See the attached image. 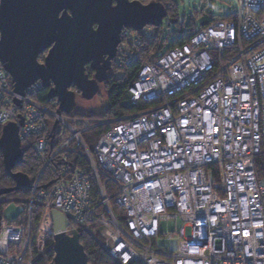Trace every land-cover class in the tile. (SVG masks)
Returning <instances> with one entry per match:
<instances>
[{"label": "built area", "instance_id": "2783aa9c", "mask_svg": "<svg viewBox=\"0 0 264 264\" xmlns=\"http://www.w3.org/2000/svg\"><path fill=\"white\" fill-rule=\"evenodd\" d=\"M157 36L151 26L123 30L118 65L143 60ZM160 52L126 93L128 105L146 108L117 120L58 115L57 101H37L40 81L18 96L0 63L1 130L15 124L22 150L42 165L27 222H1L0 264H33L36 238L53 236V211L69 232L97 227L121 264H264V0H237L231 16ZM106 126L88 148L84 135ZM78 152L98 201L90 177L69 161ZM171 221L182 225L162 234L160 223Z\"/></svg>", "mask_w": 264, "mask_h": 264}, {"label": "water", "instance_id": "95a60500", "mask_svg": "<svg viewBox=\"0 0 264 264\" xmlns=\"http://www.w3.org/2000/svg\"><path fill=\"white\" fill-rule=\"evenodd\" d=\"M167 17L160 2L143 5L119 0L113 8L106 6V0H0V63L16 95L24 96L26 89L40 81L48 90V100L57 101V114L70 116L76 109V93L71 89L86 101L97 96L121 43L122 30L159 28ZM89 63L95 72L93 80L85 74ZM15 103L20 104L18 100ZM57 125L52 126L51 139ZM0 152L4 172L14 182L13 187L0 189V200L22 189L30 190L33 181L22 172H14L24 163L15 124L2 128ZM51 219L54 259L50 264H89L77 231L68 233V219L56 211ZM1 222L0 211V227Z\"/></svg>", "mask_w": 264, "mask_h": 264}, {"label": "trees", "instance_id": "16d2710c", "mask_svg": "<svg viewBox=\"0 0 264 264\" xmlns=\"http://www.w3.org/2000/svg\"><path fill=\"white\" fill-rule=\"evenodd\" d=\"M156 2H160L165 6L166 12L168 14L167 19H170V22L174 24H178L176 8L175 6L171 7L168 4V2H171V0H156ZM159 28L157 29L158 30L157 38L151 43L144 44L143 51L141 53L143 60L133 61L128 66H119L117 64L116 68L122 69L125 73L124 79L122 81L112 80L108 83L107 85L108 107L106 108L105 114L102 117H99L98 119H104L108 116V117L113 118L114 120H117L127 115L143 111L146 108L145 106L133 107V106L128 105L126 93L128 89L131 87L132 83L135 81L136 75L140 71L141 65L144 62V60L149 61V58H150L149 55L151 53L157 54L158 52L162 51V49L164 48V45H165L164 42H163V46L160 47L159 45V41L161 37V30H159ZM195 32L196 30H193V29H189L188 32L186 33L181 32V35L173 42L169 50L175 47L182 46L185 43H187ZM47 93H48V90H42L36 98L37 101L45 105L53 102V101L48 100ZM80 117H84V116H80ZM85 118H94V117H85ZM109 128H110L109 126L99 127V128L92 130L90 133L84 135L83 139L85 143L87 144V147L88 148L90 147L92 149L94 145L97 143V140L99 139V137L102 134H104ZM0 136H1V127H0ZM69 161L72 162L74 168L84 171L90 177V180L92 182L93 197L95 201H98L99 194L97 192L95 182L92 179L88 164L85 161V159L78 152L74 155L69 156ZM41 168H42L41 162L35 157V155L31 151L24 149V163L23 165L17 167L14 172H22L25 175H27L32 181H35L38 177L39 172L41 171ZM49 181H50L49 175L46 174V177L42 181V184L48 183ZM13 186H14V182L4 172L3 165H2V155L0 152V189L11 188ZM113 190H114L113 186L111 184H108L107 193L109 196L113 193ZM29 195H30L29 190L22 189L18 192L12 193L11 195L1 198L0 211H2L3 207H5L2 203V200L4 199L10 200L11 202H14L23 207L24 206L23 201L26 202L27 204ZM113 209L115 210V212L116 210H119L117 206H114V205H113ZM27 211H28V204H27ZM35 213H36V210H35ZM24 215H25L24 220L27 221L26 220L27 214H25V212H24ZM38 216L36 215L33 217L34 223L38 221ZM119 218L123 220V213H122V217H119ZM14 222L16 224H22L21 219L18 221H14ZM82 229L83 228L76 227V231L80 237V243L84 248L89 264H121L115 261L109 255V252L105 249V245H106L105 241L98 234L86 232V231H83ZM68 233L70 234L71 231ZM33 256H34L33 264L52 263L54 259L53 238L52 237L47 238L44 235L38 236L34 243ZM132 264H143V263L136 262Z\"/></svg>", "mask_w": 264, "mask_h": 264}, {"label": "rangeland", "instance_id": "374dc122", "mask_svg": "<svg viewBox=\"0 0 264 264\" xmlns=\"http://www.w3.org/2000/svg\"><path fill=\"white\" fill-rule=\"evenodd\" d=\"M140 2L147 5L151 2H156V0H140ZM168 4L171 7L175 6L178 24L170 22V19H165L162 26L159 28V30H161V41L165 43L163 53L170 49L173 42L181 35V32L186 33L189 29L200 30L202 23L211 22L216 18H227L231 16L237 8V0H171ZM124 76L125 73L122 69L113 66L112 70L109 72L108 81L101 86L99 94L90 101L83 100L78 96V98H76V109L71 115L73 117H102L108 107V82L112 80L122 81ZM104 119L113 118L107 116ZM2 203L5 206L1 211L3 221L12 222L21 219L22 224L27 222L24 220V212L27 214L26 202L23 201L24 208L10 200L4 199L2 200ZM35 210V216H38L39 209ZM115 214L118 217H122V213L119 210H116ZM181 225L180 221L162 222L160 223V232L162 234L174 233L178 231ZM82 230L98 234L105 241V244L107 243L106 239L102 237L96 227L87 225ZM184 234L185 238L189 239L192 236V230L187 227L184 230ZM160 246L166 247L167 243L161 242ZM105 249L107 250L106 245Z\"/></svg>", "mask_w": 264, "mask_h": 264}, {"label": "flooded vegetation", "instance_id": "af4514ba", "mask_svg": "<svg viewBox=\"0 0 264 264\" xmlns=\"http://www.w3.org/2000/svg\"><path fill=\"white\" fill-rule=\"evenodd\" d=\"M131 2L133 1H138V0H130ZM140 2V0L138 1ZM141 3V2H140ZM142 4V3H141ZM145 5V4H143ZM94 29L96 30L97 29V25L94 26ZM158 29V28H157ZM123 30H127V29H123ZM122 30V31H123ZM129 31H133V30H129ZM122 33V32H121ZM121 36V35H120ZM121 39V38H120ZM120 46V45H119ZM119 46L117 48V51H116V55L115 57L110 61V69L109 71L107 72V77H106V81L102 84H100V88L102 85L106 84L107 81H108V78H109V72L112 70L113 66L116 67L117 66V57H118V54H119ZM48 51L47 50L41 57H40V63H43L44 62V59L47 57L48 55ZM107 59V56L105 57V60ZM92 63H89L88 65L85 66V74L88 76L89 79L93 80L95 78V72L92 70ZM109 83V82H108ZM71 91L75 92L76 93V98H78V96L81 98V94L74 88L71 89ZM100 92V90H99ZM99 94V93H98ZM97 94V95H98ZM96 97V96H95ZM1 201V200H0Z\"/></svg>", "mask_w": 264, "mask_h": 264}, {"label": "snow or ice", "instance_id": "6c2138e0", "mask_svg": "<svg viewBox=\"0 0 264 264\" xmlns=\"http://www.w3.org/2000/svg\"><path fill=\"white\" fill-rule=\"evenodd\" d=\"M118 4H119V0H106V6H111V7L115 8V6ZM54 17H55V14H54ZM59 22L63 23V20H61ZM93 23H96V22H93ZM89 29L91 30V25L89 26Z\"/></svg>", "mask_w": 264, "mask_h": 264}]
</instances>
